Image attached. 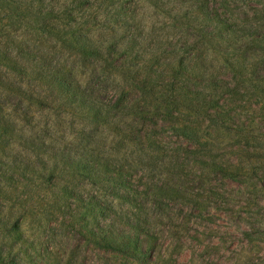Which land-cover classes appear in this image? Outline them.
Segmentation results:
<instances>
[{"label":"rangeland","instance_id":"rangeland-1","mask_svg":"<svg viewBox=\"0 0 264 264\" xmlns=\"http://www.w3.org/2000/svg\"><path fill=\"white\" fill-rule=\"evenodd\" d=\"M208 1L238 23L264 24V0ZM120 4L137 61L123 56L113 67L48 39L54 65L88 86L100 105L118 109L107 122H92L59 105L33 104L0 85V154L23 159L22 144L31 139L93 158L109 176L125 175L122 199L105 197L110 211L101 225L140 238L147 258L138 261L89 241L75 202L62 211L57 203L56 185L67 177L56 173L46 181L8 171L0 175V218L8 224L0 228V264H264V110L252 103L230 102L208 113L191 102L162 105L160 91L177 84L168 58L179 51L181 60L192 62L206 58V49L184 47L180 27L146 0ZM89 7L97 12L96 5ZM105 12L104 19L115 20ZM30 14L0 3V36L29 39L35 34ZM0 76L30 84L5 70ZM217 116L224 120L212 122ZM123 220H139L133 224L138 231Z\"/></svg>","mask_w":264,"mask_h":264},{"label":"trees","instance_id":"trees-1","mask_svg":"<svg viewBox=\"0 0 264 264\" xmlns=\"http://www.w3.org/2000/svg\"><path fill=\"white\" fill-rule=\"evenodd\" d=\"M120 1L0 0V3L31 10L35 32L22 42L0 36L1 73L5 70L26 77L30 83L24 87L16 80L0 76V85L33 104L52 108L59 105L92 122H107L111 111L118 109V104L111 107L100 105L88 86L82 85L71 72L57 68L48 39L72 55L113 67L123 56L137 61L140 57L137 47L123 32L122 21L125 20ZM146 1L159 13L171 16L175 26L184 34V47L206 49V58L192 62L181 60L179 51L174 52L175 57L168 58L169 68L177 70L172 76L177 84H167L169 86L160 91L158 99L162 105L181 106L184 102H191L203 105L208 113L210 109L226 107L230 102L252 103L264 110V24H243L226 18L211 9L208 0ZM89 5L92 8L96 5L97 12L87 11ZM105 11L115 20L104 19ZM34 37L42 39L41 42L38 44ZM37 86L43 90H36ZM211 95L216 99L210 100ZM129 112L143 116L142 111L131 109ZM223 120V116L211 119L214 123ZM22 145L26 148V152L20 154L23 159L16 154H0V175L6 177L12 171L46 181H52L56 173L67 177L56 185L57 203L62 211L68 201L75 202L73 210L78 211L77 219L84 222L89 241L98 247L131 255L138 261L147 258L140 238L119 234L111 224L101 225L103 217L110 211L105 197L112 194L116 199H122L127 187L125 175L109 176L111 173L105 169L107 167L103 168L93 158H76L51 144L29 139ZM85 187L88 189L83 190ZM123 221L131 231H138L139 225L133 224H139V220L134 221L136 223ZM7 225L0 218V228Z\"/></svg>","mask_w":264,"mask_h":264}]
</instances>
